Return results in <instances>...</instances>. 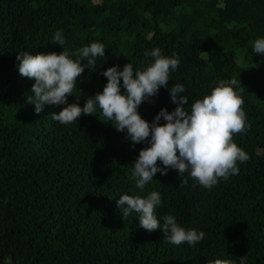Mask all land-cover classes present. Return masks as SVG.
Here are the masks:
<instances>
[{
	"label": "trees",
	"instance_id": "16d2710c",
	"mask_svg": "<svg viewBox=\"0 0 264 264\" xmlns=\"http://www.w3.org/2000/svg\"><path fill=\"white\" fill-rule=\"evenodd\" d=\"M57 30L62 45L52 42ZM257 38H264V0H0V264L8 256L13 264H239L242 257L264 264V56L252 50ZM92 42L104 44L105 56L77 77L70 104L83 107L102 92L109 67L143 68L154 48L179 57L168 87L184 84L186 107L219 80L236 79L249 125L233 135L249 155L239 174L209 190L169 168L141 191L132 163L147 145L133 148L99 108L71 125L52 118L64 105L36 114L34 80L19 74L17 54L72 53ZM175 107L162 87L138 112L151 123ZM151 191L161 194L158 217L171 214L204 239L175 246L159 229L140 228L135 213L123 216L120 195Z\"/></svg>",
	"mask_w": 264,
	"mask_h": 264
},
{
	"label": "clouds",
	"instance_id": "9594fccd",
	"mask_svg": "<svg viewBox=\"0 0 264 264\" xmlns=\"http://www.w3.org/2000/svg\"><path fill=\"white\" fill-rule=\"evenodd\" d=\"M52 42L58 45L65 42L63 30H57ZM252 50L264 56V38H257ZM145 55L152 59L143 68L134 69L131 63L122 68L119 65L107 68L102 73L107 79L102 92L88 97L83 107L68 103V97L74 96L77 77L86 68L94 67L98 57L105 56L103 43L92 42L72 53L66 50L59 54L20 52L16 60L19 74L34 80L31 104L36 114L46 105H64L52 118L61 125H71L82 114L93 115L99 108L105 120L118 132L125 133L133 148L138 144L147 145L132 163L131 177L137 189L144 191L157 173L165 175L169 168L176 170L180 177L187 173L209 190L221 180L238 175V164L248 161L249 155L237 146L233 135L246 132L249 125L237 80H219L209 94L186 107L189 94L184 95L187 92L184 84L168 87L171 73L180 66L179 57L165 56L159 48ZM162 87L169 91L176 107L171 112L162 108L150 123L141 117L138 108L157 96ZM116 203L123 216L137 215L140 228L162 231L166 243L175 246L187 243L191 247L205 237L203 231L181 226L171 214L158 217L156 210L162 205L158 191L144 196L125 193ZM2 264H13L12 257H5ZM210 264L233 262L217 259ZM239 264H246V257L240 258Z\"/></svg>",
	"mask_w": 264,
	"mask_h": 264
}]
</instances>
